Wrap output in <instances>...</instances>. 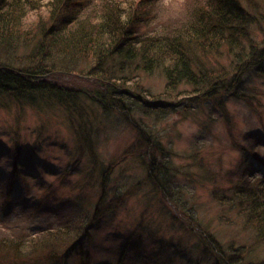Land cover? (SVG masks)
<instances>
[{"label":"trees","instance_id":"16d2710c","mask_svg":"<svg viewBox=\"0 0 264 264\" xmlns=\"http://www.w3.org/2000/svg\"><path fill=\"white\" fill-rule=\"evenodd\" d=\"M46 5L47 14L29 23V15L39 10L38 0H0V107L58 105L73 123V114L81 117L80 101L87 100L119 113L130 125L136 105L140 114L159 118L178 107L230 96L257 111L245 76L252 71L264 75V0H50ZM159 6L182 7L187 17L182 22L162 21ZM152 77L163 82L161 91L145 86ZM84 82L89 86H82ZM218 108L220 119L232 123L223 101ZM77 134L81 140L80 131ZM138 134L144 146L115 160L102 180L106 182L129 155L146 158L143 165L150 184L175 210L174 218L180 222L189 218L183 226L213 253L216 264L238 263L239 255L228 257L215 235L185 211L181 191L174 186L176 172L169 165V152L152 144L156 139L143 129ZM84 137L89 142V135ZM246 140L250 147L240 145L244 166L237 181L217 188L212 197L264 242V174H255L264 171V135L250 131ZM155 170L166 186L160 187L158 177L153 178ZM18 175L17 167L13 180ZM105 205L101 198L93 217L74 210L62 228L28 232L0 225V264H70L77 248L90 240ZM80 256L82 264H93L90 254ZM154 262L152 257L104 264Z\"/></svg>","mask_w":264,"mask_h":264},{"label":"rangeland","instance_id":"374dc122","mask_svg":"<svg viewBox=\"0 0 264 264\" xmlns=\"http://www.w3.org/2000/svg\"><path fill=\"white\" fill-rule=\"evenodd\" d=\"M38 1L39 10L29 15V23L48 12L50 0ZM181 8L159 6L157 16L162 21L182 22L187 14ZM245 79L256 112L230 96L187 109L178 107L159 118L140 114L135 104L130 112L132 125L119 113L87 100L80 101L81 117L73 114V123L58 105L0 107V225L28 232L59 228L74 210L93 217L103 198L106 212L92 227L90 240L70 257V264H82V252L90 254L93 264L152 257L153 264H216L213 253L183 226L189 218L176 220L175 210L164 204L163 195L150 184L149 170L143 165L146 158L129 155L108 174L106 182L102 180L115 160L144 146L138 134L143 129L156 139L151 138L152 144L169 152V165L176 172L174 186L181 191L189 216L194 215L196 222L215 235L228 257L239 255L236 264H264V242L212 197L217 188L237 181L244 166L240 145L250 147L247 134L264 135V75L252 71ZM144 83L154 92L164 87L159 77ZM222 101L231 115L229 125L219 117ZM88 135L89 142L84 137ZM17 167L19 175L13 180ZM255 174L264 171L261 168ZM157 177L160 187L167 185L155 170L153 178ZM222 216L228 219L221 220Z\"/></svg>","mask_w":264,"mask_h":264}]
</instances>
